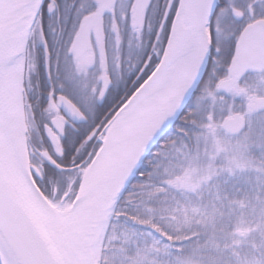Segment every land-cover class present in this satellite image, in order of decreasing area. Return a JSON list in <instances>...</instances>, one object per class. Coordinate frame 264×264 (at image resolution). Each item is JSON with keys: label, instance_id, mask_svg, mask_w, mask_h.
Here are the masks:
<instances>
[{"label": "snow or ice", "instance_id": "1", "mask_svg": "<svg viewBox=\"0 0 264 264\" xmlns=\"http://www.w3.org/2000/svg\"><path fill=\"white\" fill-rule=\"evenodd\" d=\"M0 264H264V0H0Z\"/></svg>", "mask_w": 264, "mask_h": 264}]
</instances>
